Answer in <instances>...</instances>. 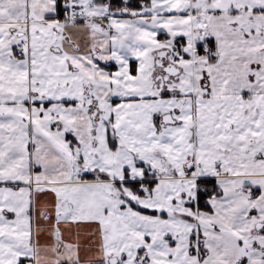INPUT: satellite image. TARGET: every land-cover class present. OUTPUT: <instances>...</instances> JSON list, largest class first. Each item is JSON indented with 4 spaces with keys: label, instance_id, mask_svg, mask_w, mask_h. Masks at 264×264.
I'll return each instance as SVG.
<instances>
[{
    "label": "snow or ice",
    "instance_id": "obj_1",
    "mask_svg": "<svg viewBox=\"0 0 264 264\" xmlns=\"http://www.w3.org/2000/svg\"><path fill=\"white\" fill-rule=\"evenodd\" d=\"M0 264H264V0H0Z\"/></svg>",
    "mask_w": 264,
    "mask_h": 264
}]
</instances>
